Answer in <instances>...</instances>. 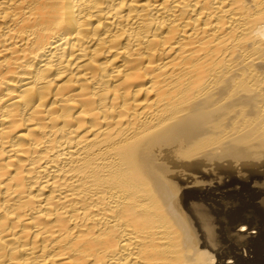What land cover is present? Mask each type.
<instances>
[{
    "label": "bare ground",
    "instance_id": "6f19581e",
    "mask_svg": "<svg viewBox=\"0 0 264 264\" xmlns=\"http://www.w3.org/2000/svg\"><path fill=\"white\" fill-rule=\"evenodd\" d=\"M264 0H0V264H264Z\"/></svg>",
    "mask_w": 264,
    "mask_h": 264
},
{
    "label": "clouds",
    "instance_id": "9594fccd",
    "mask_svg": "<svg viewBox=\"0 0 264 264\" xmlns=\"http://www.w3.org/2000/svg\"><path fill=\"white\" fill-rule=\"evenodd\" d=\"M258 35H264V33H257Z\"/></svg>",
    "mask_w": 264,
    "mask_h": 264
}]
</instances>
